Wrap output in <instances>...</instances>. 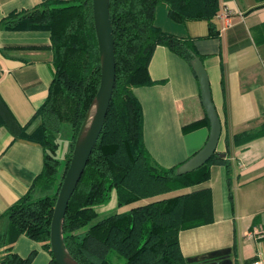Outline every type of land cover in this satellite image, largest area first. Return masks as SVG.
Wrapping results in <instances>:
<instances>
[{
	"label": "trees",
	"instance_id": "obj_1",
	"mask_svg": "<svg viewBox=\"0 0 264 264\" xmlns=\"http://www.w3.org/2000/svg\"><path fill=\"white\" fill-rule=\"evenodd\" d=\"M91 2L43 0L29 9L12 10L0 19V29L47 31L53 65L47 96L29 122L20 126L11 116L3 118V124L14 136L41 145L43 168L29 189L4 213L8 227L0 233V247L4 248L0 264L31 263L34 251L20 257L11 250L20 234L40 242L51 255L48 264H57L49 245L53 207L100 78ZM159 4L166 6L167 15L174 21L207 20L210 34L211 19L219 9L218 0H109L115 85L102 130L70 197L63 221L65 245L80 264H120L121 260L122 264H190L181 253L179 232L210 219L207 191L153 199L125 211L114 210L102 218L98 208L111 199L120 208L199 184L209 178L213 164L223 165L230 173L227 136L225 152L216 150L206 163L180 175L176 174V168L182 162L162 167L147 151L143 110L134 88L155 82L148 72L155 47H167L189 65L193 54L199 55L190 38L166 32L155 24ZM64 122L70 125V140L67 150L59 155L56 134ZM32 123L35 125L27 131ZM204 123L209 126L207 117L184 129L192 130ZM263 135L264 122L234 134L233 144L242 145ZM37 191L43 194L35 197ZM228 196L232 199L230 192Z\"/></svg>",
	"mask_w": 264,
	"mask_h": 264
},
{
	"label": "crops",
	"instance_id": "obj_2",
	"mask_svg": "<svg viewBox=\"0 0 264 264\" xmlns=\"http://www.w3.org/2000/svg\"><path fill=\"white\" fill-rule=\"evenodd\" d=\"M42 1L0 0V19L12 10L29 9ZM218 3L219 9L211 19L212 34L207 20L174 21L165 5L161 9L160 4L156 6L154 22L166 32L190 38L200 55L221 122L217 151L225 152V136L229 139L230 173L223 165L213 164L209 178L199 184L120 208L115 207L114 200L105 213L205 190L211 205L210 219L180 230L181 253L186 259L197 258L192 264H218L222 259L229 260V264H251L264 255V238L252 233L264 223V135L238 146L233 144L232 136L264 122V0ZM49 45L50 36L45 30L0 29V233L8 227L6 209L29 189L43 168L41 145L14 136L3 118L11 116L24 126L45 100L53 76ZM148 72L155 82L134 88L143 110L144 143L158 165L170 167L188 159L207 139L209 126L205 123L184 129L206 117L200 87L191 65L163 45L155 47ZM41 194L37 191L35 197ZM109 203L100 206L101 210ZM222 249L230 250L223 257L201 259L206 253ZM11 250L20 257L34 251L30 264H48L51 259L40 242L23 234L15 238ZM3 254L4 248L0 247V261Z\"/></svg>",
	"mask_w": 264,
	"mask_h": 264
},
{
	"label": "water",
	"instance_id": "obj_3",
	"mask_svg": "<svg viewBox=\"0 0 264 264\" xmlns=\"http://www.w3.org/2000/svg\"><path fill=\"white\" fill-rule=\"evenodd\" d=\"M92 18L96 36L100 78L96 93L78 130L70 161L61 181L49 228V245L57 264H80L68 251L63 237V221L68 202L73 194L90 154L102 130L115 85V58L113 28L109 16V0H92ZM190 65L200 87L201 103L209 120V133L203 146L176 168V174L190 172L206 163L217 150L221 134V122L211 97L210 84L203 61L193 54ZM224 155V153H220ZM230 249L206 253L201 259L223 257ZM197 258H187L192 264ZM222 259L218 264H229ZM217 264V263H209Z\"/></svg>",
	"mask_w": 264,
	"mask_h": 264
},
{
	"label": "rangeland",
	"instance_id": "obj_4",
	"mask_svg": "<svg viewBox=\"0 0 264 264\" xmlns=\"http://www.w3.org/2000/svg\"><path fill=\"white\" fill-rule=\"evenodd\" d=\"M164 6V4L162 5V4H160L159 5V9H161V7H163ZM160 16L161 15H159V17L158 18H160ZM160 22V21H159ZM56 139H57V141L59 142V150H58V154L59 155H62V152H63V150H65V148H68V146L66 145V144H68L69 143V140H70V125H69V123H67V122H64L63 124H62V126H61V130L56 134ZM66 145V146H65ZM43 194V193H42ZM113 196H114V194H113ZM113 199H111V201H110V203L108 204V206H106V207H103L102 209H103V211L101 210V208H98V211L100 212V214H99V218H102V217H105V216H107V215H109V214H111V213H113L114 211L112 210V211H110L109 210V212H106L105 213V211H107L108 209H106L107 207H111V205H113ZM102 211V212H101ZM121 263L120 264H122L123 263V260H121L120 261Z\"/></svg>",
	"mask_w": 264,
	"mask_h": 264
},
{
	"label": "built area",
	"instance_id": "obj_5",
	"mask_svg": "<svg viewBox=\"0 0 264 264\" xmlns=\"http://www.w3.org/2000/svg\"><path fill=\"white\" fill-rule=\"evenodd\" d=\"M252 233H254L256 236L264 238V223H262L260 227L255 228ZM251 264H264V255L258 257V259L253 261Z\"/></svg>",
	"mask_w": 264,
	"mask_h": 264
}]
</instances>
